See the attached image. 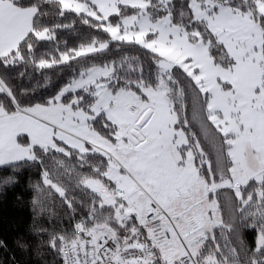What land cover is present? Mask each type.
I'll list each match as a JSON object with an SVG mask.
<instances>
[{
	"label": "snow or ice",
	"instance_id": "obj_1",
	"mask_svg": "<svg viewBox=\"0 0 264 264\" xmlns=\"http://www.w3.org/2000/svg\"><path fill=\"white\" fill-rule=\"evenodd\" d=\"M72 62L38 102L8 75ZM0 69V185L39 167L61 264H264V0H0Z\"/></svg>",
	"mask_w": 264,
	"mask_h": 264
},
{
	"label": "trees",
	"instance_id": "obj_2",
	"mask_svg": "<svg viewBox=\"0 0 264 264\" xmlns=\"http://www.w3.org/2000/svg\"><path fill=\"white\" fill-rule=\"evenodd\" d=\"M70 21L71 17L64 22ZM90 32L91 30L86 26L77 22L74 30H64L58 34L60 48L63 49L65 43L71 48L87 42ZM45 50L41 49V51ZM123 54H117L113 49L112 52L97 57L95 62L102 63L104 59ZM130 54L135 55L136 53L131 52ZM78 70L79 66L76 62H72V67L65 65L44 70H37L31 66L20 67L11 70L8 75L11 77L10 82L18 90L29 89L30 96L34 97L33 102H38L54 94ZM20 72H26L27 75L20 77ZM0 74H3V69H0ZM32 89L34 91H31ZM189 116H191L190 110ZM194 130L198 132V126H194ZM201 139L204 142L203 137ZM204 143L207 149L208 144ZM7 174L9 173L0 169V175ZM62 179L71 189L74 181H69L67 177ZM40 182V169L33 167L21 169L16 174V183L0 185V242H2L0 243V264H61L56 254L47 246V234H41L38 229L45 228L51 232L69 227L67 208L61 204L58 195H55L47 200V206L51 211L41 213L39 209H34L32 202L39 194L33 185ZM75 195L80 197L79 190H75ZM51 212H55L56 216H52ZM77 215L79 216V213ZM245 238L249 242L254 241V233L246 232Z\"/></svg>",
	"mask_w": 264,
	"mask_h": 264
},
{
	"label": "rangeland",
	"instance_id": "obj_3",
	"mask_svg": "<svg viewBox=\"0 0 264 264\" xmlns=\"http://www.w3.org/2000/svg\"><path fill=\"white\" fill-rule=\"evenodd\" d=\"M226 200H227V193H224L221 196V202H222V204L225 205V207H224L225 219L228 218V211H229V209L227 208Z\"/></svg>",
	"mask_w": 264,
	"mask_h": 264
}]
</instances>
